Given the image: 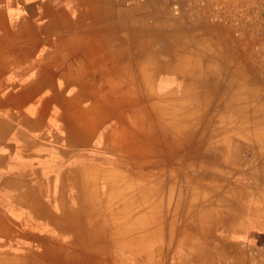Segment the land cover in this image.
<instances>
[{
    "label": "rangeland",
    "instance_id": "rangeland-1",
    "mask_svg": "<svg viewBox=\"0 0 264 264\" xmlns=\"http://www.w3.org/2000/svg\"><path fill=\"white\" fill-rule=\"evenodd\" d=\"M173 1L120 3L119 17L134 21L125 30L135 66L99 76L102 104L89 109L104 134L85 130L88 145L72 148L85 165L73 156L25 190L23 226L0 227V264H264V77L250 47L258 28L174 14ZM152 121L157 144L140 137ZM163 121L196 134L193 156L199 139L204 152L224 142L228 158L244 160L175 163L168 149L184 147L162 135ZM63 135L35 134L50 148H64Z\"/></svg>",
    "mask_w": 264,
    "mask_h": 264
},
{
    "label": "crops",
    "instance_id": "crops-1",
    "mask_svg": "<svg viewBox=\"0 0 264 264\" xmlns=\"http://www.w3.org/2000/svg\"><path fill=\"white\" fill-rule=\"evenodd\" d=\"M120 3L0 0V212L10 211L1 216L5 230L23 226L25 190L31 193L41 177L73 156L76 165H85L87 154L72 148L103 133L89 109L102 104L95 96L105 87L99 76L135 66V36L125 30L134 21L119 17ZM61 132L64 148H50L35 136L54 139Z\"/></svg>",
    "mask_w": 264,
    "mask_h": 264
},
{
    "label": "built area",
    "instance_id": "built-area-1",
    "mask_svg": "<svg viewBox=\"0 0 264 264\" xmlns=\"http://www.w3.org/2000/svg\"><path fill=\"white\" fill-rule=\"evenodd\" d=\"M142 0H126V2ZM171 11H193L207 22L229 27L258 28L251 47L259 72L264 77V0H176Z\"/></svg>",
    "mask_w": 264,
    "mask_h": 264
},
{
    "label": "bare ground",
    "instance_id": "bare-ground-1",
    "mask_svg": "<svg viewBox=\"0 0 264 264\" xmlns=\"http://www.w3.org/2000/svg\"><path fill=\"white\" fill-rule=\"evenodd\" d=\"M150 119L152 120V118H150ZM152 124H153L152 128L149 129V131L141 130L142 134H140V137L143 139H148L149 135H147V133H149L150 138L155 139V144H157V143H159V136L157 135L158 130L156 129V124L154 121H152ZM179 124H180V121H179ZM179 124L176 123V124L172 125V124H170V121L169 122L163 121L158 125V129L162 130V133H164L162 135L167 137L169 143L172 141H176L177 143L183 144V147H184L183 149L185 150L184 152H181L183 149L179 150L176 146H174L173 151L171 148L168 149L169 152L173 153V154H171V156H172V159H174V161L176 160L175 163L184 164L185 161H188L187 160L188 158H193V160L189 161V163H187V164H190L191 166H195L197 164L203 166V164H205L204 165L205 167L206 166L207 167H209V166L216 167V166H227L230 163L231 166L233 165V167H235L236 165H239V163L242 162V160H244V158L242 156L238 159H235V160L231 159V157L228 158V155L226 154L227 152L224 148V142L219 143L216 141L218 144L217 145L218 150H216L215 152H209V151L204 152L199 147V145H200L199 139L195 142L194 148L196 149L197 152H202V153L199 157L195 156V155H194L195 156L194 157L193 155L186 152V150H187V147L191 146L192 141L194 140L193 136H195L196 134H191L189 132L188 128L185 129L182 124L181 125H179ZM131 134H134V133H131ZM144 134H146V135H144ZM153 134H156L157 136L156 135L153 136ZM217 135H218V137H226L230 134H217ZM234 135H237V134H234ZM260 147H261V144H260ZM232 156H234V155L232 154ZM197 157L200 158V160ZM175 172H177V171L169 172V174L171 176H173V174ZM237 172H239L240 176H243L245 171H237ZM260 174H262V173H260ZM219 177L222 178V176H219ZM171 179H174V178H171ZM171 179H169V180H171ZM170 186H173V185H170ZM163 193H164V191H163ZM160 196H161V194H160Z\"/></svg>",
    "mask_w": 264,
    "mask_h": 264
}]
</instances>
